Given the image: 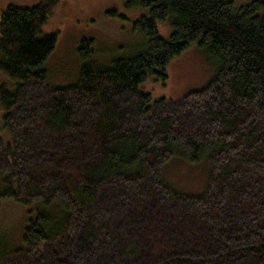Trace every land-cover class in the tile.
<instances>
[{
  "label": "trees",
  "instance_id": "1",
  "mask_svg": "<svg viewBox=\"0 0 264 264\" xmlns=\"http://www.w3.org/2000/svg\"><path fill=\"white\" fill-rule=\"evenodd\" d=\"M64 1L0 19V72L14 79L0 84L13 136L0 139V209L36 211L20 247L0 241V264H264V0H123L146 10L144 51L100 66L82 39L79 81L55 89L57 34L42 29ZM193 43L217 62L209 85L181 100L141 90ZM177 155L208 156L206 194L165 183Z\"/></svg>",
  "mask_w": 264,
  "mask_h": 264
},
{
  "label": "rangeland",
  "instance_id": "2",
  "mask_svg": "<svg viewBox=\"0 0 264 264\" xmlns=\"http://www.w3.org/2000/svg\"><path fill=\"white\" fill-rule=\"evenodd\" d=\"M43 1L0 0V19L3 10L10 4L32 7ZM235 1L241 5L250 2ZM63 3L42 29V36L57 34L56 48L44 64L51 88L68 87L79 81L81 68L85 63L78 53L82 39L92 38L95 41L96 54L92 59L100 66H111L116 60L133 57L144 51L146 39L134 24L146 10L129 9L123 0H65ZM110 11H115L116 14H110ZM157 25L161 36L168 38L172 31L168 23L159 22ZM218 70L215 59L210 58L197 43H193L169 64L165 83L159 75L149 77L141 90L152 94L155 100L160 97L181 100L190 92L209 85ZM2 83L12 90L14 79L1 71L0 84ZM0 139L5 143L13 139L5 126L1 107ZM210 173L208 156L192 162L185 156L177 155L162 168L165 183L179 193L193 197L206 194ZM30 208L31 206H25L12 198L4 200L0 209L1 243L9 244L13 249L23 244V232L29 219L36 215V211L31 212Z\"/></svg>",
  "mask_w": 264,
  "mask_h": 264
}]
</instances>
